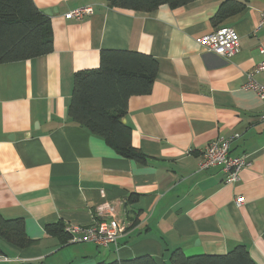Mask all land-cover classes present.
Returning <instances> with one entry per match:
<instances>
[{
	"label": "crops",
	"instance_id": "obj_1",
	"mask_svg": "<svg viewBox=\"0 0 264 264\" xmlns=\"http://www.w3.org/2000/svg\"><path fill=\"white\" fill-rule=\"evenodd\" d=\"M224 1L142 13L110 9L105 0H32L50 19L53 51L0 65V214L22 219L35 244L18 250L0 240V264H107L142 256L169 264L175 250L224 255L239 245L264 264V101L243 88L262 60L264 0H232L241 12L213 26ZM88 6L92 15L64 18ZM218 27L239 35L229 59L196 43ZM102 50L157 62L152 90L130 97L124 118L144 164L120 157L67 117L73 74L97 68ZM255 80L264 85V74ZM234 135L229 154L250 161L240 181L225 184L219 168L198 172L205 147ZM105 202L126 225L116 247L60 245L45 234L44 226L57 222L90 226Z\"/></svg>",
	"mask_w": 264,
	"mask_h": 264
},
{
	"label": "trees",
	"instance_id": "obj_2",
	"mask_svg": "<svg viewBox=\"0 0 264 264\" xmlns=\"http://www.w3.org/2000/svg\"><path fill=\"white\" fill-rule=\"evenodd\" d=\"M192 0H105L110 9L150 13L162 5L176 9ZM243 5L225 0L211 24L217 26L238 14ZM53 51L50 19L39 11L32 0H0V65L26 61L48 55ZM158 70L149 55L134 51L102 50L99 66L73 74L67 117L90 135L96 136L120 157L146 163V156L131 144V127L124 123L128 100L147 95L152 90ZM62 222L44 226L48 237L60 245L71 236ZM0 240L18 250L35 244L30 240L22 219H5L0 214ZM107 264H157L150 256L113 261ZM169 264H255L242 245L224 255L186 256L175 250Z\"/></svg>",
	"mask_w": 264,
	"mask_h": 264
},
{
	"label": "built area",
	"instance_id": "obj_3",
	"mask_svg": "<svg viewBox=\"0 0 264 264\" xmlns=\"http://www.w3.org/2000/svg\"><path fill=\"white\" fill-rule=\"evenodd\" d=\"M93 14L91 7L74 9L64 15L69 20L80 21ZM264 27V13L261 15L259 28ZM239 35L231 27H218L213 32L196 39L197 45L204 52L212 53L222 59H229L239 50ZM261 62L251 72H248L245 90L254 92L261 101H264V85L255 80L257 74H264V47L259 48ZM264 119V116L261 118ZM237 135L229 139H215L203 150L198 162V172L212 168H219L225 175V184H235L240 181L241 172L250 165L247 156H231L229 148ZM244 199L235 200L237 206H241ZM72 243H88L96 247L106 248L117 246L118 239L125 233L126 225L117 216L116 207L113 204L102 203L95 209L94 221L88 227H66Z\"/></svg>",
	"mask_w": 264,
	"mask_h": 264
},
{
	"label": "water",
	"instance_id": "obj_4",
	"mask_svg": "<svg viewBox=\"0 0 264 264\" xmlns=\"http://www.w3.org/2000/svg\"><path fill=\"white\" fill-rule=\"evenodd\" d=\"M46 14V13H45ZM47 14L51 15L52 13L51 12H47ZM124 122V121H123Z\"/></svg>",
	"mask_w": 264,
	"mask_h": 264
}]
</instances>
